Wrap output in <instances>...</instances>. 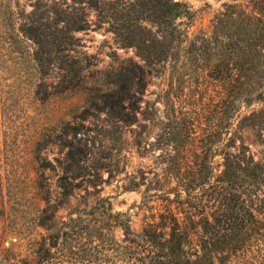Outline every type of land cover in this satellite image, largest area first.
Here are the masks:
<instances>
[{"label": "trees", "instance_id": "1", "mask_svg": "<svg viewBox=\"0 0 264 264\" xmlns=\"http://www.w3.org/2000/svg\"><path fill=\"white\" fill-rule=\"evenodd\" d=\"M0 8V40L30 44L42 101L82 88L97 64L79 33L103 29L135 56L102 70L103 88L42 135L39 149L58 148L42 167L81 201L38 242L35 263L10 264H264V0L223 1L208 33L190 32L184 0ZM113 180L140 193L139 229L110 197L89 201Z\"/></svg>", "mask_w": 264, "mask_h": 264}, {"label": "rangeland", "instance_id": "2", "mask_svg": "<svg viewBox=\"0 0 264 264\" xmlns=\"http://www.w3.org/2000/svg\"><path fill=\"white\" fill-rule=\"evenodd\" d=\"M16 1L23 6L27 2L0 0V7ZM184 1L194 11L190 32L208 33L213 15L225 0ZM2 21L0 18V23ZM78 35L83 38L87 52L97 56V64L90 67L82 88L43 101L34 92L36 78L30 44L22 42L11 48L0 40V264L23 260L35 263L38 242L49 232L59 229L67 220L69 210L81 201L79 196H61L56 171L42 167L47 164L45 158L57 156L58 151L53 145L39 149L42 135L69 119L103 88L102 70L120 59L135 57L132 49L117 48L111 35L103 29H91ZM114 51L118 56L113 55ZM259 106L253 104L250 108ZM250 146L259 155L260 147L252 141ZM138 164L139 159L132 153L128 170ZM119 184L117 180L103 182L89 201L97 196L110 197L114 210H128L132 214L131 227L137 230L141 226V214H136L131 206L140 200V193L123 191ZM114 233L117 238L121 235L119 230Z\"/></svg>", "mask_w": 264, "mask_h": 264}]
</instances>
